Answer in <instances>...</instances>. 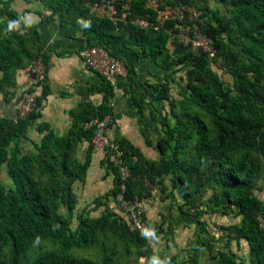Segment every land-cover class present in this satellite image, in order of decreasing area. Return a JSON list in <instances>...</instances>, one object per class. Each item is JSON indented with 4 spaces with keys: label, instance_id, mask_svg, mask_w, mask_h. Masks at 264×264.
I'll return each mask as SVG.
<instances>
[{
    "label": "trees",
    "instance_id": "1",
    "mask_svg": "<svg viewBox=\"0 0 264 264\" xmlns=\"http://www.w3.org/2000/svg\"><path fill=\"white\" fill-rule=\"evenodd\" d=\"M14 1L0 0V92L7 102L15 99L20 70L29 69L39 58L47 69L49 63L33 32L37 26L31 32L11 26L12 18L20 19ZM39 1L59 15L65 35L82 31L86 45L79 54L87 46L99 45L124 62L125 50L138 46L137 57L155 61L165 73L155 91L132 86L128 104L142 116L149 110L155 118L161 114L156 101H168L170 110L161 119L156 142L144 133L146 144L157 149L158 160L146 156L128 137L115 138L129 175L124 178L105 155L102 164L113 174V187L94 201V208H103L99 216L88 210L75 215L79 199L75 183L86 180L94 152L96 127L86 124L106 115L113 117V124L116 121L113 83L97 72L102 83L91 90L103 93L102 103L95 106L88 101L72 110L73 126L64 136L44 123L36 126L43 134L40 142L29 135L50 93L46 80L37 107L25 118L18 112L16 117L0 115V264H167L168 253L158 255L154 246L166 233L163 221L149 222L146 213L144 222L153 227L148 234L131 228L109 204L123 186L127 199L143 202L150 196L146 181L156 184L172 206L180 200L181 212L206 204L209 211L204 214L241 218L239 223L218 225L211 233L209 221H201L198 210L199 227L206 235L198 236L183 264H202L201 247L214 253L215 234L226 240L214 255L216 264H245L231 249L234 241L238 246L247 241L252 264H264V227L259 219L264 201L253 189L264 171V0H216L231 6L229 15L211 9L208 2L199 6L197 0H158L156 8L146 6L145 0H132L127 19L117 22L90 13L89 4L96 0ZM182 7L180 19L176 14ZM189 8L200 14L195 18ZM167 9L175 16L159 20V11ZM137 17L148 18L153 27L135 25ZM194 30L209 39L213 56L203 46L194 47ZM183 33L190 37L188 43L181 40ZM213 63L233 76L234 88L225 84ZM179 68L187 69V80L180 82L181 98L176 99L170 92ZM83 142L88 147L81 159ZM4 169L8 181L2 179ZM207 183L219 190L205 200L201 192ZM92 249L99 252L96 258L77 255ZM177 256L168 258L170 264H177Z\"/></svg>",
    "mask_w": 264,
    "mask_h": 264
},
{
    "label": "crops",
    "instance_id": "2",
    "mask_svg": "<svg viewBox=\"0 0 264 264\" xmlns=\"http://www.w3.org/2000/svg\"><path fill=\"white\" fill-rule=\"evenodd\" d=\"M15 2L22 7L21 11L15 8ZM93 3L89 4L90 13L97 15L91 12V5ZM12 7L18 11L20 19L12 18L10 21L11 26L30 32L37 26L36 31L33 32L49 55L46 81L50 88V93L43 101L42 116L37 119L34 126L30 127L29 135L32 130H35L42 139L43 134H40L36 126L39 123H44L58 135L64 136L73 126L74 116L71 114L72 110L76 109L81 103L88 101L95 106H99L102 103L103 93L91 90L94 89V86L102 83V77L88 67L79 54L80 49L86 45L83 41L82 31L78 30L70 36L65 35L61 27L59 15L53 13L51 9L39 0H15ZM139 51L140 48L138 46L125 50L123 68L119 74L115 75L112 82L115 86V96L111 99V104L114 107L116 116L113 126L117 127L114 129L116 135L111 134L110 131L109 134L118 139L128 137L133 143L134 141L126 133L128 131L126 130L127 128L125 126L120 128L121 125L119 124H121L124 118L132 117V115H134L133 118H136L138 122L141 121L144 124L147 112L142 116L138 111L129 106L128 91L132 86H136L142 92H145L147 89L155 91L156 71L160 72L155 61L139 59L137 57V52ZM31 83L32 77L29 69L20 70L17 74L16 96L19 97ZM55 87L57 88L55 89ZM0 114L9 117L17 116L15 103H13V100L7 102L1 92ZM31 139L35 141V139ZM84 143L88 147V143L83 142L80 143L79 149ZM97 151L94 150L93 152L91 165L94 161V154ZM104 157L105 154L103 152V155L100 157V165ZM104 169L107 171L106 166H104ZM105 175H107V172ZM88 176L89 174H87V178ZM110 201L112 202L113 200L111 199Z\"/></svg>",
    "mask_w": 264,
    "mask_h": 264
},
{
    "label": "rangeland",
    "instance_id": "3",
    "mask_svg": "<svg viewBox=\"0 0 264 264\" xmlns=\"http://www.w3.org/2000/svg\"><path fill=\"white\" fill-rule=\"evenodd\" d=\"M208 2V6L211 9L219 10L225 15H229L231 11V6H225L223 4L218 3L216 0H197L196 4L199 6L205 5V3ZM14 6L17 10L21 11L22 7L18 3H14ZM194 17L196 18L200 12L197 8H189ZM196 36V40H202L204 44L200 45L203 46L206 50L211 52V56L214 55L213 49H211V46L207 41V37H205L204 34L198 33L194 30L193 32ZM187 38H190L188 34H185ZM206 43V44H205ZM198 45H196L197 47ZM210 49V50H209ZM81 56V55H80ZM77 58V57H76ZM220 63V62H219ZM213 63L214 70L221 76V78L224 80L225 84L227 86L230 85L231 88H234V79L233 76L227 71V69L224 66H221L220 64ZM160 72L156 71V85L161 78V76L164 75L165 70L160 69ZM187 69L186 68H179V71L176 72L174 75L175 79L177 80L175 83H172L171 85V96L180 99L181 94H179L180 91V82L185 84L187 80ZM57 87H55L56 89ZM157 92V89H156ZM18 96H13L15 98L13 100V103L16 102V98ZM157 107L160 110V113L157 118L153 116V114L149 111H147V116L145 117L146 121L142 124L141 121H137L136 118L128 117L124 118L123 121H121V127L125 126L128 130L126 131L127 135L134 141V143L138 146H140L145 153L146 156L152 159H159V153L155 147H150L145 142L144 133L146 136L150 137L154 142L157 141L159 138V135L161 134V119L162 117L170 110V104L168 101H156ZM1 115V114H0ZM170 119L172 123L175 122V118L171 115ZM117 126H113L110 129V133L115 134V128ZM30 137L35 139V141H40L41 136H39L36 131L32 130L30 133ZM87 150V144L84 143L80 147L78 153L81 159H84L85 152ZM103 155V150L99 149L94 154V161L89 169V176L85 182L77 181L75 183V190L79 197L78 204L75 210V215H77L79 212L83 210L90 211V214L92 216H99L103 210V208H94V201L97 197H100L104 195L108 190L111 189L113 186V174L111 171H108L109 174L105 175L106 170L104 169V165H100V157ZM264 164V161H263ZM106 177V178H104ZM2 179L4 181H8L6 170L2 172ZM202 180L206 181V175L202 176ZM147 185V189H150V196L145 198L143 200V203L146 207V213L148 220L153 223H160L163 221L164 228L167 229L166 233H163L159 236L158 241H156L155 250L158 253V255H165L166 259L165 263L170 264V260H172V257L177 253V264H183L184 261L187 259L188 256H190L193 253L194 246L196 244V240L198 236L205 237L206 233L202 232L198 220H208L209 221V228L212 229L211 233L216 232V227L219 225H228V224H234L239 223L241 218H235L233 215L224 216V215H213L206 213L204 214L203 211H209V207L206 204L200 205L198 209H193L190 206H187L185 212H181L178 208V204L180 203V200L177 201V204L172 206L170 200H163L164 194L160 191L158 186L149 181H146L145 183ZM254 192L255 194L264 201V171L261 175V177L256 181L254 185ZM201 192L202 196L205 200H208L211 198V196L218 191V188H214L212 184H206L205 187L202 189ZM149 190H146L144 192L145 195H148ZM200 200L196 201V204H199ZM110 203H112L109 200ZM198 210L202 212V215L198 213ZM197 214V215H196ZM201 215V216H200ZM198 216L199 219H198ZM171 223L172 228L170 229ZM77 226V221L75 220L73 222V227L75 228ZM214 242L217 244L215 252H210L209 250L201 247L199 249V255L202 257V264H216L214 260V255L218 249V247H221L226 244V240L222 239L220 235L215 234L214 236ZM231 249L237 254L240 259L243 260L245 264H252L251 262V256H250V246L247 241H242L241 244L238 246L237 243L234 241L232 242ZM99 252L96 249L92 250H80L77 251V255L87 257V258H96ZM133 257V256H132ZM168 258H171L170 260ZM133 259V258H129ZM140 261H144V258L140 259ZM6 264H9L8 261H6Z\"/></svg>",
    "mask_w": 264,
    "mask_h": 264
},
{
    "label": "built area",
    "instance_id": "4",
    "mask_svg": "<svg viewBox=\"0 0 264 264\" xmlns=\"http://www.w3.org/2000/svg\"><path fill=\"white\" fill-rule=\"evenodd\" d=\"M132 0H98L91 5V12L100 16L108 17L109 19L117 22L118 20H126L130 11L129 2ZM146 6L157 7L158 0H145ZM185 7L179 9L176 16L180 19L183 18V10ZM172 10L159 11V20L169 19L173 17ZM175 16V15H174ZM133 23L141 28L153 27V23L146 17H137L133 20ZM190 38H187L185 33L181 35V40L188 43ZM197 39V38H196ZM194 39L193 45L204 44L202 40ZM207 42L209 39L206 38ZM205 43V44H206ZM210 44V42H209ZM81 57L88 67L103 75L111 82L114 81L116 74H119L123 68V62L116 57H113L108 53L106 49L99 45L87 46L80 52ZM29 71L32 77L31 88L25 89L20 98L15 102V107L20 118H25L31 111L37 107V97L41 95L44 81L47 75V66L42 58L32 63L29 67ZM95 125V134L92 139L94 150L102 149L104 154L107 155L110 163L119 167V172L122 176L128 177L129 169L123 164L122 155L123 152L120 149V145L117 140L109 134L111 127L113 126V117L106 115L102 119H97L92 123H87L86 127ZM125 187L118 194L113 196L111 207L118 211L129 223L131 228H138L141 231H145L149 234L153 227H147L144 222V216L146 214V207L138 199H127L124 195ZM260 224L264 227V215L259 216Z\"/></svg>",
    "mask_w": 264,
    "mask_h": 264
},
{
    "label": "clouds",
    "instance_id": "5",
    "mask_svg": "<svg viewBox=\"0 0 264 264\" xmlns=\"http://www.w3.org/2000/svg\"><path fill=\"white\" fill-rule=\"evenodd\" d=\"M85 26H86V27H87V26H90V23H89V24H86ZM109 204H110V206H111V203H109Z\"/></svg>",
    "mask_w": 264,
    "mask_h": 264
}]
</instances>
